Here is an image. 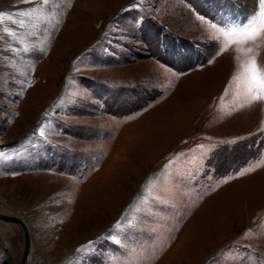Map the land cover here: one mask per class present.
Returning a JSON list of instances; mask_svg holds the SVG:
<instances>
[{
  "label": "rangeland",
  "instance_id": "374dc122",
  "mask_svg": "<svg viewBox=\"0 0 264 264\" xmlns=\"http://www.w3.org/2000/svg\"><path fill=\"white\" fill-rule=\"evenodd\" d=\"M0 212L25 264H264V0H0Z\"/></svg>",
  "mask_w": 264,
  "mask_h": 264
},
{
  "label": "water",
  "instance_id": "95a60500",
  "mask_svg": "<svg viewBox=\"0 0 264 264\" xmlns=\"http://www.w3.org/2000/svg\"><path fill=\"white\" fill-rule=\"evenodd\" d=\"M0 220L9 221L18 225L22 232L23 245L20 252L19 260L17 264H25L27 259L28 251L30 248L29 233L26 223L18 216L4 214L0 212Z\"/></svg>",
  "mask_w": 264,
  "mask_h": 264
},
{
  "label": "trees",
  "instance_id": "16d2710c",
  "mask_svg": "<svg viewBox=\"0 0 264 264\" xmlns=\"http://www.w3.org/2000/svg\"><path fill=\"white\" fill-rule=\"evenodd\" d=\"M0 264H11L10 258L5 255L4 258L0 260Z\"/></svg>",
  "mask_w": 264,
  "mask_h": 264
}]
</instances>
